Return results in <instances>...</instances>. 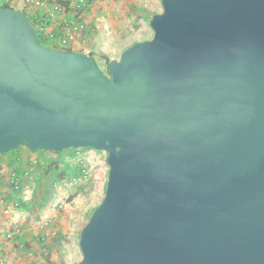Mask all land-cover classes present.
Returning a JSON list of instances; mask_svg holds the SVG:
<instances>
[{"label":"water","instance_id":"water-1","mask_svg":"<svg viewBox=\"0 0 264 264\" xmlns=\"http://www.w3.org/2000/svg\"><path fill=\"white\" fill-rule=\"evenodd\" d=\"M102 69L0 5V157L107 154L76 264H264V0H161Z\"/></svg>","mask_w":264,"mask_h":264},{"label":"crops","instance_id":"crops-1","mask_svg":"<svg viewBox=\"0 0 264 264\" xmlns=\"http://www.w3.org/2000/svg\"><path fill=\"white\" fill-rule=\"evenodd\" d=\"M157 2L161 0H89L80 14L86 28L81 39L85 35L88 44L78 51L101 60L103 57L115 59V55L109 54L114 44L120 42L122 27L128 23L123 14L137 11V16ZM72 5L67 14L60 16L66 17L79 9L75 1ZM18 7L25 10L23 3ZM51 9L53 6L48 5L45 9L25 11L34 20L38 13ZM67 163L61 165L58 158L32 153L25 147L0 157V264H47L44 257L49 253L50 264H66L70 224L64 223L68 211L63 204L66 196L63 189L80 170V165L67 166ZM82 166L87 169V165ZM62 170L66 173L63 179L59 176Z\"/></svg>","mask_w":264,"mask_h":264},{"label":"rangeland","instance_id":"rangeland-1","mask_svg":"<svg viewBox=\"0 0 264 264\" xmlns=\"http://www.w3.org/2000/svg\"><path fill=\"white\" fill-rule=\"evenodd\" d=\"M149 6L150 7L144 8V10H142L137 16H135L136 13H138L137 11H134L135 13L130 12L129 15H126L127 13L123 14L122 17H126L128 23L122 27L121 40L118 44H114V48L111 49L112 51L109 56L113 54L116 56L115 59H119L123 51L130 45L136 42L150 40L153 37V31L150 27L149 21L154 14L162 11V5L161 2H157ZM113 50L115 53H113ZM95 60L102 69L106 68V61L104 59H102V61L99 58H95ZM47 154L51 155V157L58 158L61 165H66L65 163L67 162V166L70 164H72V166L82 165V163H79L77 160H73L71 156L67 158L70 154L69 152H62L61 154H53V152H50ZM80 154L83 157L84 162H86L87 175L86 177L80 176L75 181L73 180L74 176H72V182L65 183L63 189V191L66 192V196L63 198V201L65 202L63 204L66 205V211H68L64 223L66 222L70 224L69 226L67 225V233L69 236L64 260L66 264H76L82 259V253L79 248V235L81 229L91 216V212L104 198L108 176L106 153L98 152L93 149H81ZM75 171L76 170H74V173ZM70 173L71 172H69V174ZM55 175L58 177V171L55 172ZM71 196L74 197L73 201L68 202V199Z\"/></svg>","mask_w":264,"mask_h":264},{"label":"built area","instance_id":"built-area-1","mask_svg":"<svg viewBox=\"0 0 264 264\" xmlns=\"http://www.w3.org/2000/svg\"><path fill=\"white\" fill-rule=\"evenodd\" d=\"M73 1L77 3L76 12H70L66 17H61L60 14H67L74 6ZM89 0H0V5L19 10V4L23 3L25 10H41L47 8L48 5L53 6L49 12L38 13L34 20L25 12L37 28L39 37H41L46 46L59 49V50H74L78 51L79 48L88 44V40L81 39L83 32H86L85 22L80 15L82 11L88 6ZM45 45V44H44ZM71 154V153H70ZM70 156L73 160H77L82 165H86L80 152ZM80 169L83 170V177L87 175V169L85 166L80 165ZM81 170V171H82Z\"/></svg>","mask_w":264,"mask_h":264},{"label":"trees","instance_id":"trees-1","mask_svg":"<svg viewBox=\"0 0 264 264\" xmlns=\"http://www.w3.org/2000/svg\"><path fill=\"white\" fill-rule=\"evenodd\" d=\"M35 23V22H34ZM40 40H41V42L43 43V44H45L46 45V43L44 42V40L40 37ZM131 46V45H130ZM90 55H92L93 56V54H90ZM103 59L106 61V63H108L109 61H110V58H108V57H103ZM80 150L81 149H69V150H66V151H64V152H69V153H71V154H73V155H75L77 152H80ZM39 153H44V154H46V153H50V152H46V151H41V152H39ZM54 154V153H53ZM57 154H61V153H57ZM54 166H56V169L57 170H61V168L60 167H58V165H57V163H54ZM59 168V169H58ZM82 169H80L79 171H78V173L76 174V175H73L74 176V178H73V180L75 181V180H77L80 176L81 177H83L84 175H83V170L81 171ZM62 172V174H60L59 176H60V178H64L65 177V175H66V173L62 170L61 171ZM73 196H71L69 199H68V202H71V201H73ZM95 209V208H94ZM94 211V210H93ZM92 211V212H93ZM92 212H91V214H92ZM49 253V252H48ZM46 260H47V264H50V258H51V255H50V253L47 255V256H45L44 257Z\"/></svg>","mask_w":264,"mask_h":264}]
</instances>
